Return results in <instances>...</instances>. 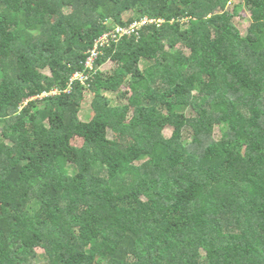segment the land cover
<instances>
[{
    "label": "trees",
    "instance_id": "1",
    "mask_svg": "<svg viewBox=\"0 0 264 264\" xmlns=\"http://www.w3.org/2000/svg\"><path fill=\"white\" fill-rule=\"evenodd\" d=\"M232 1L0 0V264H264V0L244 36Z\"/></svg>",
    "mask_w": 264,
    "mask_h": 264
},
{
    "label": "rangeland",
    "instance_id": "2",
    "mask_svg": "<svg viewBox=\"0 0 264 264\" xmlns=\"http://www.w3.org/2000/svg\"><path fill=\"white\" fill-rule=\"evenodd\" d=\"M233 10H236V16L234 18V20L236 22V26H237L238 30L240 31V33L244 36V35H246L247 27L250 24V11H249L248 7H246L242 2L240 3V0H233L231 3H229L227 5V7L225 8L224 13H225V11H228V12L232 13ZM111 24H113V23H111ZM181 26L184 27V28L187 27V25H185V23H182ZM131 33L136 38L138 37V34H136L135 32H129V34H127V36H129ZM177 48L181 49L186 54L188 52V49L186 47H184L182 45V43H179L177 45ZM116 65L117 64L115 62H113L111 60H107L106 62H104L100 66V70H101L100 72H102V73L105 72L106 74L109 75V74H111L113 69H115ZM143 67H144V63L141 62L138 65V69L135 72V76L142 77V69H143ZM104 84L108 86V89L107 88H103V93L105 95H107L111 99V104H119V105L127 107L128 108L127 117H131L132 110H131L130 107H128V102H127V100H128L127 96H129V94H127V93L130 91V89H129L128 86L126 87L127 84H125V85H123L121 87L119 86L120 87L119 89L117 88V89H114V90H112L114 87H110L108 82H105ZM91 99H92V96L88 95L86 97L85 104H83L84 111H83L82 114H80V119L83 120V121H84V119H86L85 116L88 114V112L90 110V101H91ZM163 133L166 136H170L171 133H172V128L171 127H166V129L164 130ZM216 134H219V130L218 129L215 130V135ZM73 143L75 145H77V146H80L82 144V138L75 137L73 139ZM67 166L68 165H65V167H67ZM37 208H38L37 203L32 202L28 206L27 209H28L29 212H33ZM39 252L41 253L42 251L39 250ZM28 264H43V263H42V261H40L36 257V258H33L32 260H30V262Z\"/></svg>",
    "mask_w": 264,
    "mask_h": 264
},
{
    "label": "built area",
    "instance_id": "3",
    "mask_svg": "<svg viewBox=\"0 0 264 264\" xmlns=\"http://www.w3.org/2000/svg\"><path fill=\"white\" fill-rule=\"evenodd\" d=\"M145 22L146 20H139L133 21L127 26L113 25V28L104 31L102 35L99 36V38L94 40L92 48L88 51V56L85 60V66L93 70L94 66L96 67V59L100 53L101 47L105 45L110 46L112 42H117L120 38L127 36L129 32H135L136 34H138L139 27ZM150 22H153V19H151ZM132 36L134 35L131 33L128 37ZM86 78L87 76H84L83 74L75 73L73 75L72 81H81L82 83H84Z\"/></svg>",
    "mask_w": 264,
    "mask_h": 264
},
{
    "label": "clouds",
    "instance_id": "4",
    "mask_svg": "<svg viewBox=\"0 0 264 264\" xmlns=\"http://www.w3.org/2000/svg\"><path fill=\"white\" fill-rule=\"evenodd\" d=\"M132 37H134V36H132ZM112 45V44H111ZM111 45H110V47H111ZM96 68H97V66H96Z\"/></svg>",
    "mask_w": 264,
    "mask_h": 264
}]
</instances>
